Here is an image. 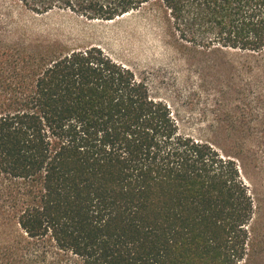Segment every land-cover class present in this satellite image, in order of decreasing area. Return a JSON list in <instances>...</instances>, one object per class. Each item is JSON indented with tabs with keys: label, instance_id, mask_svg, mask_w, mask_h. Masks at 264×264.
<instances>
[{
	"label": "trees",
	"instance_id": "obj_1",
	"mask_svg": "<svg viewBox=\"0 0 264 264\" xmlns=\"http://www.w3.org/2000/svg\"><path fill=\"white\" fill-rule=\"evenodd\" d=\"M11 1L150 16L177 57L231 89L238 148L186 132L146 73L102 46L27 32L7 11L0 264H264V0Z\"/></svg>",
	"mask_w": 264,
	"mask_h": 264
},
{
	"label": "rangeland",
	"instance_id": "obj_2",
	"mask_svg": "<svg viewBox=\"0 0 264 264\" xmlns=\"http://www.w3.org/2000/svg\"><path fill=\"white\" fill-rule=\"evenodd\" d=\"M10 11L13 22L26 31L63 41L70 47L97 44L115 58L139 72H145L154 93L166 101L180 118L183 129L220 144L229 153L236 152L237 135L228 130L234 98L219 93L214 81L217 71L199 75L193 65L177 57L165 43L156 21L141 13H130L108 21H90L69 10L36 15L23 11L11 0H0V16ZM235 147V148H234Z\"/></svg>",
	"mask_w": 264,
	"mask_h": 264
}]
</instances>
